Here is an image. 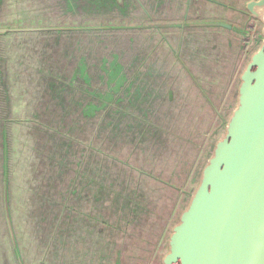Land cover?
<instances>
[{
	"label": "flooded vegetation",
	"instance_id": "1",
	"mask_svg": "<svg viewBox=\"0 0 264 264\" xmlns=\"http://www.w3.org/2000/svg\"><path fill=\"white\" fill-rule=\"evenodd\" d=\"M45 1V5L40 3L36 6V13L29 9L30 1L25 0L27 4H20L19 11L28 14L26 23L21 20L14 21L13 9L7 13V19L0 22V111H3L0 113V214H3L0 223L6 231L3 237L8 241L9 258L10 254L13 258V252L8 230L13 225L23 258L22 264L23 261L25 264H95L99 261L104 264L108 255L113 256L112 263L125 264L122 257L125 251L117 245L116 241L121 239H115V234L126 233L127 228H134L137 222L141 225L147 224L148 241H154L150 244H154L156 248L168 223L173 221L174 214L181 206L180 202L186 199L185 191L192 183L196 171L193 166L179 176V165L175 163L164 166L169 170L166 172L164 168L156 178L154 173L148 171L140 152L132 153L135 158L131 161L128 159L130 152L125 159L120 158L121 145L110 140L107 133L98 137V131L105 132L114 126L126 130L125 136L132 132L133 136L129 137L133 143L132 148H141L144 140L149 142L152 137L155 139L156 134L162 130L161 125L152 117L156 102L151 101L163 94V90L153 89V86H159L157 75L169 74L176 69L190 70L191 62L200 69L210 61L213 66L218 62L217 49H199L194 43L190 44L191 42L185 44L188 52L180 59L168 39L170 36L174 42L173 31L181 32L186 40L192 41L195 36L192 38L190 28L193 27L198 31L195 39L198 38L201 42L212 37L213 33L206 30L228 33L227 38L232 44L236 41L237 48L229 51L231 43L228 48H222L225 57L222 61L230 63L231 70L227 85H232L233 79L238 80L239 74L236 77L235 71L241 58L236 59V56L238 52L242 55L254 45L252 31L256 28L257 21L250 17L245 8L246 3L251 0H243V10L239 8L242 0H111L116 5L110 3V0H55L60 19L46 16L49 8L47 0ZM2 5L3 1L0 0V8ZM43 10L45 17L40 14ZM207 12L210 13L209 16H206ZM67 16L73 19L65 21L75 20L77 23L78 20L112 17H131L138 23L134 26L138 31L137 49L130 52L136 53L134 64L124 63L120 52L115 50L101 57L97 67L103 76L101 80L105 82L104 91H97L92 87L91 63L84 52L89 39L81 38L79 41L75 32L79 33L76 30L83 29L84 34H88L96 42L98 38L104 39L106 31L123 27L120 24L117 27H77L82 25L79 23L64 25L61 18ZM214 23H224L229 28L211 25ZM63 36L76 38L74 46L71 42L64 44L67 45L64 56L75 62L74 69L67 77L57 67H48L46 56L48 48L54 52L57 47L60 48ZM141 37H144L143 41ZM210 41L215 43L212 39ZM150 44V56L143 53L142 49L139 53L138 46L146 47ZM231 54L233 58H230ZM27 59L30 61H26ZM110 63H115V67H111ZM131 68L135 71L128 77V70ZM34 69L49 80L55 93L53 99L62 101L61 106L66 110L76 103L70 93L77 84L85 95L91 96L92 100L87 99L83 104L77 102L81 109L79 119L88 123L95 118H101L102 122L100 124L97 120L93 121L97 122L94 123L95 126H89L84 141L74 135L78 128L73 123L62 131L54 127L53 123L45 124L38 120L37 117L41 116L35 109L36 105L30 104L31 82L28 75L25 76V70ZM161 69L168 72H160ZM185 75L182 77L184 83L190 81V86L204 93L201 88L205 75L203 72H189L187 77ZM52 78L53 81H50ZM110 87L116 88V92L110 91ZM167 91L173 92L171 89ZM65 97H68L66 103ZM170 101H167V107L171 106ZM143 102H149V105L141 106ZM97 112L101 115L98 116ZM105 116L109 119L106 120ZM215 116L222 121L223 115L219 111ZM84 157L85 160H81ZM69 169L74 175L62 190L56 189L60 181L62 183L63 174ZM131 173L138 182L141 180L140 185L134 184ZM42 178L43 182L38 187ZM20 181L22 190H19ZM129 181L132 182L131 185H128ZM52 187L55 189L52 190ZM144 188L148 191L144 195L145 200L143 197L142 202H135V196ZM128 189L131 190L127 191ZM128 192L131 198L127 197ZM26 193L32 196L28 197ZM156 193L161 201H171L170 205H162L161 214L157 204L146 197ZM5 194H9L11 217L8 210L9 200L4 197ZM127 201L130 203L129 207ZM111 210L113 216L110 223L102 221L106 213L108 216L111 214ZM33 227L35 233L32 235ZM19 233L22 242L18 240ZM37 233L40 235L38 238ZM42 238L44 239L41 240ZM26 241L35 243L37 252H24L27 250ZM53 241L57 243L53 244ZM146 247L147 244L141 246V251L148 252ZM48 255L52 258L50 263L47 261ZM133 259L135 264H143L140 263L141 257L133 254Z\"/></svg>",
	"mask_w": 264,
	"mask_h": 264
},
{
	"label": "rangeland",
	"instance_id": "2",
	"mask_svg": "<svg viewBox=\"0 0 264 264\" xmlns=\"http://www.w3.org/2000/svg\"><path fill=\"white\" fill-rule=\"evenodd\" d=\"M2 1H3V5L0 8V22H4L7 19V13L10 12L12 9H13L14 21L21 20L23 23L27 22L28 14L21 13L19 11L20 4L22 2L25 3V0H2ZM27 1H30L28 2V7L29 9H33L34 13H36L35 8L36 6H38V4L42 3L45 5L46 3L45 0H27ZM47 4L49 8L48 10L49 14H47L46 16L51 18L56 17L57 19H60L59 18L60 13L57 9V6L55 5V0H47ZM207 8H209L208 4H207ZM239 8L243 10V0L240 1ZM40 14L45 17L44 10L41 11ZM209 14L207 12L206 16H209ZM191 17L193 18L192 13H191ZM65 19L72 20L73 17L71 16L62 17L61 20L64 21V25H70V24L78 25V23L82 24L81 26L78 25L77 27H85L86 25H92L89 27L101 26V25H107V26L111 25V27H117V25L119 24L122 25L123 27V29H111L109 31H106L107 35L105 34L104 39L98 38L96 40L97 43L93 42L94 38H90L88 34H84L85 31L83 29L76 30L79 33L75 32V35L78 36L79 41L81 40V38H83L84 40L89 39V43L85 46L84 52L89 57L88 60L91 63L90 70L92 71L91 76H92L93 89L97 91H104L106 89L105 82L101 80L103 76L101 75V71L98 69L97 65L101 57L108 55V52H112L114 50L118 51L120 52V57L122 58V60H124V63L128 62L131 65L134 64L133 61L136 60V53L130 54V52L135 51L134 50L135 48L137 49L136 36L138 35L137 34L138 31H136L134 26L138 23L135 20H133L131 17L119 18V19H116L114 17H112L111 19L92 18L88 21L78 20V23L75 20L72 22V21H65ZM204 20H208V19H204ZM191 25L192 24H190V27ZM261 28H262V24L259 21H257L256 28L252 31V35H254L253 48L249 49L242 55H240L238 52L236 59L240 57L241 60L237 64V69L235 71L236 77L242 70L250 54L256 49L258 44L255 43V38L257 35L260 34ZM202 29L205 30L204 28ZM194 31L195 29L191 27L190 34L192 35V38L194 36L195 38L198 36V31L195 32ZM206 31L213 33L211 39L215 43L210 41L211 39H208V41L206 42L205 41L201 42L200 40H198V38L197 39L193 38L192 39L193 42H192L190 41V39L186 40V37H184L181 32H177V31L172 32V37L175 38L174 42H172L170 36L168 39L171 45L174 47L173 50L178 53V57L180 59L185 57V54L188 52L187 45H185L187 42H191L190 44L194 43L196 47H198L199 49L205 48L206 50H210V51H214L217 49L218 62H216L215 66L211 65L212 63L210 61L205 67H202L200 69V67H197L195 64L191 62L189 63L190 70L176 69L169 74L157 75L159 78V82L157 84L159 86H153V89L154 88L155 89L157 88L158 90L161 89L163 90V94H161L160 92L161 95L159 97H156L154 100L152 99L151 101V103L156 102L154 105L152 117L156 120L157 124L161 125L162 130L160 131L161 134L164 133L165 139L167 137H169L170 139V142L168 143L169 146L167 148L168 152L170 154H174L177 156L179 154L182 155V160L180 159L177 160L179 165L178 175L182 176L187 172L189 168L192 169V167L194 166L193 170L196 171L197 175L195 173V176L191 183V187H194L196 184V182L194 184L195 177H196V181L198 180L200 169L206 160L207 152L211 150L214 142L217 139H219L224 132V123L227 121V118L229 117L235 105L236 86L238 82L237 79H233L232 85H227V82L230 80V75H231L230 73L231 70L229 69L230 63L222 61V58H225L223 55V51H224V49H222L223 46L228 48V46L231 43L230 49L228 50L230 51L236 49L237 48L236 41H234L232 44L229 38H227L226 34L228 33L224 34L225 32H221L222 33L221 34L214 29L206 30ZM240 32L242 33V31ZM242 34H244V32ZM141 40L143 41L144 37H141ZM68 42H71L72 46H74L76 43L75 36H69V37L63 36L60 48L57 47L55 52L51 48H48L46 53L47 61H48L47 66L57 67V69H59L60 72H63V74H65L66 77L69 74H71L72 70L75 67L74 60L64 56L65 51H67V47H66L67 45L64 44ZM150 47L151 44L147 45L146 47L138 46L139 53L142 49L143 53H148V56H150V51H149ZM230 58H233V54H231ZM26 61L29 62L30 60L27 59ZM52 62L53 64H51ZM26 65H28V63H26ZM110 66L115 67V63H110ZM134 71H135L134 68L129 69L128 77L132 76L134 74ZM160 72L167 73L168 71L161 69ZM189 72L194 74H197V72L201 74V72H203V74H205L203 76L204 81H201L202 82L201 88L204 89V93H201L198 91V89L196 90L195 87L190 86V81H186L187 83H184L183 81L184 78L182 77L185 74H186L185 77H187V75H189ZM27 75H28V79L31 82V88H32L30 104L36 105L35 109L37 113H39L41 116V118L40 117L37 118L38 120L41 121V123H45V124L53 123L54 127L60 128L62 129V131H64V129L67 128V126H70L73 123L75 125V128H78L77 131L74 133V135H76V137L78 139H81L82 141L86 139V134L89 126L92 125L95 126L97 121L98 123L101 124L102 122L101 118H95L89 121L88 123L84 120L79 119L81 109L80 106L77 105V102L83 104L87 99H91L90 98L91 96L89 97L85 95L84 91L82 89H79L78 84L75 87V89L72 90V92L70 93L71 98L73 100H76V103L72 105L70 109L66 110L64 106H61L62 101H60L58 98L53 99L55 93L53 92L52 87L49 84V80L45 79L43 74H41L37 69H34L31 71L25 70V76ZM79 75H81L80 72ZM50 81H53V78ZM168 89L173 90V92L167 91ZM67 100L68 97H65V103ZM167 101L171 102L170 107L166 106ZM145 105H149V102H143L141 104V106H145ZM218 111L221 115H223L222 121H220L215 116L216 112ZM0 113H3V111H0ZM97 115L100 116L101 113L97 112ZM119 117L120 115L118 116V118ZM105 119L108 120L109 117L105 116ZM94 120L97 121L93 122ZM124 132H126V130L112 126L109 128V130L106 129L105 132L104 130L98 131L99 133L98 137H103L105 133H107L108 134L107 136L109 137L110 140H115L117 143L121 145V154L119 155L120 158L125 159L127 154L130 152L128 159H130L131 161V159L135 158V155L132 154V153L135 154L134 151L135 148L134 149L132 148L133 143L131 142L132 140L129 138L133 136V133L132 132L128 133L125 136ZM118 136H122L123 138H119ZM173 147H175V149ZM1 152H2V147L0 144V155ZM85 157L82 158L81 160H85ZM195 159H197V161ZM194 161H196V163L193 164ZM0 163H1V157H0ZM75 168L77 169V166H75ZM168 170L169 168L164 169V171L166 172ZM73 175L74 173H71V170L69 169L67 173L63 174L62 176L63 178L61 179L62 183L60 181V185L59 186L57 185L56 189L60 188V190H62V188L65 187V185H67L68 181H70L69 179ZM158 175H160V173L157 170H155L153 176L158 178ZM130 177L133 179L134 184H138V181L134 179L132 173ZM167 177H162V179H167ZM40 182L41 183L43 182V178L39 181L38 187H40ZM19 188H20L19 190H22V181L19 182ZM53 189L55 188L52 187V190ZM157 189L159 190L158 187ZM147 194L148 191L146 188H144V190L140 189L138 194L135 196V202L137 201L142 202L144 195ZM26 196L31 197L32 195L30 193H26ZM4 197L7 200H9L8 210L10 211V217H11L12 207L10 205L9 194H5ZM146 197L147 199H151L157 204V209L159 211V214H161V210L163 209L162 205L164 203L168 205L171 204V201H167V200L161 201L159 199L160 197L158 196V193L154 194V196L151 197L146 196ZM1 200L2 198L0 194V201ZM185 203L186 202H183L182 205L177 210L176 214H174L173 221L168 223L166 231L161 241L157 244L156 248L154 244L153 245L150 244L154 241H148L149 236L146 232L148 230L147 224L141 225L139 222H137V224L134 225L135 226L134 228L128 227L126 233L118 232L117 235H115V239L116 238H118V240L121 239V241H116V242L117 245L122 249V251H125V255L122 256L125 260V264H135L133 259V254L136 255L137 257L142 258V262L140 263L161 264V258L167 250L166 239L169 236L170 228L177 221L178 215L182 210V208L184 207ZM2 217L3 214H0V221L2 220ZM4 232L6 233L5 228L2 225V223H0V264H22L23 258L20 253L19 242L16 240V233H15V229H13V225H11L8 230L11 249L13 252V258L11 254L9 258L8 241L4 240L5 239L3 237L5 234ZM33 233H35V227H33L31 234L33 235ZM36 236L38 238L40 236L39 233H37ZM19 239L20 242H22L20 238V233L18 236V240ZM43 239L44 238H42L41 240ZM40 242L41 241H39V243ZM55 243H57V241H53V244ZM145 244L148 245V247H146L149 249L148 252L146 251L144 252L143 250L141 251V246ZM26 245H27V250H24V252L26 253L32 252L31 254L37 252L38 248L35 249V243L33 244V242L31 241H26ZM12 260L14 261V263ZM110 260L111 262L114 261L113 256L110 257ZM25 261H28V258L27 260L25 258ZM47 261L49 263L52 261L50 255H48ZM23 264H25L24 261Z\"/></svg>",
	"mask_w": 264,
	"mask_h": 264
},
{
	"label": "water",
	"instance_id": "3",
	"mask_svg": "<svg viewBox=\"0 0 264 264\" xmlns=\"http://www.w3.org/2000/svg\"><path fill=\"white\" fill-rule=\"evenodd\" d=\"M245 8L262 24L258 45L238 75L224 132L170 228L161 264H264V0Z\"/></svg>",
	"mask_w": 264,
	"mask_h": 264
},
{
	"label": "crops",
	"instance_id": "4",
	"mask_svg": "<svg viewBox=\"0 0 264 264\" xmlns=\"http://www.w3.org/2000/svg\"><path fill=\"white\" fill-rule=\"evenodd\" d=\"M144 141L145 142L142 143V147L141 148L136 147L134 151H135V153L140 152V155H142L141 159L148 166L149 172L154 173L155 170H157L159 173H161L162 170L165 168L164 166H167V165L171 166V164L178 163L177 162L178 159L182 160V156H180V155L177 156L174 154H170L168 152L167 148L169 146L168 143L170 142V139H169V137H167L165 139V135H164V133L161 134V131L156 134L155 139L152 137V140H150L149 142L146 140H144ZM190 169L191 168H189V170ZM196 175H197V173H196ZM134 179L136 180L135 177H134ZM131 180L133 181L132 178H131ZM140 181L138 182L139 185H140ZM195 182H197L196 177H195L194 184H195ZM131 184H132V182L129 181L128 185H131ZM192 188L193 187H191V184H190L189 188L185 191L186 192V199L184 202L187 201L189 193L191 192ZM129 190H131V189H128L127 191H129ZM127 197L131 198L129 193H128ZM182 203H183V201L180 202L181 205H182ZM106 215H107V213H106ZM112 216H113V210H111V214H109V216L107 215L102 221L110 223V221L112 220ZM95 217L97 218L98 215H96ZM111 230H113V229H111ZM115 235H117V233Z\"/></svg>",
	"mask_w": 264,
	"mask_h": 264
},
{
	"label": "trees",
	"instance_id": "5",
	"mask_svg": "<svg viewBox=\"0 0 264 264\" xmlns=\"http://www.w3.org/2000/svg\"><path fill=\"white\" fill-rule=\"evenodd\" d=\"M110 3H112L113 5H116V3L113 2V1H111V0H110ZM110 3H109V4H110ZM109 86H110V85H109ZM115 86L117 87V85H115ZM110 91H112V92H116V88H114V87H110ZM94 107H96V106H94ZM128 198H129V197H128ZM129 205H130V203H129V201H127V206L129 207ZM110 257H111V255L106 256L104 264H115V263H112V262H111ZM117 263L120 264L119 262H117ZM117 263H116V264H117ZM95 264H102V263H101V261H99V263L96 262Z\"/></svg>",
	"mask_w": 264,
	"mask_h": 264
}]
</instances>
